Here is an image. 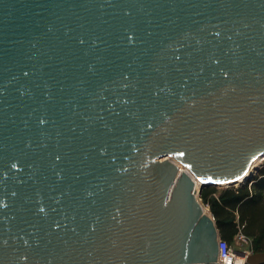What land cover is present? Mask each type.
<instances>
[{
  "label": "water",
  "instance_id": "1",
  "mask_svg": "<svg viewBox=\"0 0 264 264\" xmlns=\"http://www.w3.org/2000/svg\"><path fill=\"white\" fill-rule=\"evenodd\" d=\"M260 157L264 0H0V264H219Z\"/></svg>",
  "mask_w": 264,
  "mask_h": 264
},
{
  "label": "trees",
  "instance_id": "2",
  "mask_svg": "<svg viewBox=\"0 0 264 264\" xmlns=\"http://www.w3.org/2000/svg\"><path fill=\"white\" fill-rule=\"evenodd\" d=\"M251 181L221 192L205 187L200 199L212 214L222 240L230 244L241 234L251 241L252 253H264V166Z\"/></svg>",
  "mask_w": 264,
  "mask_h": 264
},
{
  "label": "built area",
  "instance_id": "3",
  "mask_svg": "<svg viewBox=\"0 0 264 264\" xmlns=\"http://www.w3.org/2000/svg\"><path fill=\"white\" fill-rule=\"evenodd\" d=\"M243 237L244 236H242V238ZM247 255H249L247 252L233 251L230 248L229 243H227L226 241L222 239L219 241V252H218L219 264H246Z\"/></svg>",
  "mask_w": 264,
  "mask_h": 264
},
{
  "label": "rangeland",
  "instance_id": "4",
  "mask_svg": "<svg viewBox=\"0 0 264 264\" xmlns=\"http://www.w3.org/2000/svg\"><path fill=\"white\" fill-rule=\"evenodd\" d=\"M264 166V164L262 165V167ZM261 167V168H262ZM251 184L252 181H246L240 185H237V186H229V187H226V186H217V187H214L218 190V192H221L222 190L224 189H227V188H231V187H240V186H243L245 184ZM206 208H208L206 206ZM243 235L239 234L237 236L234 237L233 241L229 244L230 248L233 250V251H236V252H247L248 254H252L250 251V246H251V241L245 237L242 238Z\"/></svg>",
  "mask_w": 264,
  "mask_h": 264
},
{
  "label": "bare ground",
  "instance_id": "5",
  "mask_svg": "<svg viewBox=\"0 0 264 264\" xmlns=\"http://www.w3.org/2000/svg\"><path fill=\"white\" fill-rule=\"evenodd\" d=\"M263 160H264V157H260L259 159H257V160L253 163L252 168H251L249 174H251L252 172H254V170H255L256 168L260 167V165H261V163H262ZM249 174L247 175L246 179H240L239 181L235 182V183L233 184V186H237V185H240V184L246 182V181L249 179V177H248Z\"/></svg>",
  "mask_w": 264,
  "mask_h": 264
},
{
  "label": "snow or ice",
  "instance_id": "6",
  "mask_svg": "<svg viewBox=\"0 0 264 264\" xmlns=\"http://www.w3.org/2000/svg\"><path fill=\"white\" fill-rule=\"evenodd\" d=\"M227 74V73H226ZM59 159V157H57ZM3 243H7V241H3ZM26 243V242H25Z\"/></svg>",
  "mask_w": 264,
  "mask_h": 264
}]
</instances>
